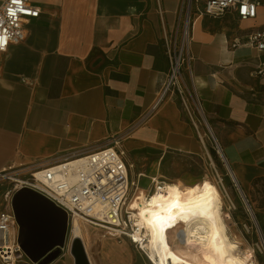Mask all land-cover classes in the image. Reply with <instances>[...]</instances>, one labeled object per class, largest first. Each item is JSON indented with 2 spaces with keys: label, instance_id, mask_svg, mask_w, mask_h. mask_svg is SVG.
I'll return each mask as SVG.
<instances>
[{
  "label": "crops",
  "instance_id": "1",
  "mask_svg": "<svg viewBox=\"0 0 264 264\" xmlns=\"http://www.w3.org/2000/svg\"><path fill=\"white\" fill-rule=\"evenodd\" d=\"M31 1L40 13L26 38L0 55V171L48 166L115 140L130 176L144 154L150 178L184 181L166 170L170 161L200 166L212 147L196 101L235 184L256 195L264 217V77L253 73L264 51L247 42L264 26V0L247 20L194 11L184 101L168 98L148 116L169 69L163 36L176 29L182 0ZM141 173L131 178L139 174L140 184ZM72 238L68 224L66 244L48 264H76ZM83 245L88 264H148L126 238L107 233L93 248Z\"/></svg>",
  "mask_w": 264,
  "mask_h": 264
},
{
  "label": "built area",
  "instance_id": "2",
  "mask_svg": "<svg viewBox=\"0 0 264 264\" xmlns=\"http://www.w3.org/2000/svg\"><path fill=\"white\" fill-rule=\"evenodd\" d=\"M262 0H182V14L176 29L163 36L165 53L169 59L166 79L146 116L155 112L168 98L183 100V70L190 59L189 42L195 11L212 18L233 13L240 20L256 17ZM184 12V14H183ZM40 8L31 0H0V55L11 44L23 41L27 36L26 25L37 17ZM247 42L258 52L264 51V26L249 33ZM238 43H234V46ZM254 75L264 77V58L254 67ZM215 141V140H214ZM113 141L109 146L85 153L69 154L48 166L5 168L0 176L12 184L2 194L0 209V264H29L18 242V223L12 208L13 194L28 188L62 209L69 221L103 228L118 239L126 238L142 249L141 242L133 235L137 226L133 222L130 202L139 185V174L134 179L124 153ZM217 149L221 153L218 143ZM152 179V178H151ZM143 250V249H142Z\"/></svg>",
  "mask_w": 264,
  "mask_h": 264
},
{
  "label": "bare ground",
  "instance_id": "3",
  "mask_svg": "<svg viewBox=\"0 0 264 264\" xmlns=\"http://www.w3.org/2000/svg\"><path fill=\"white\" fill-rule=\"evenodd\" d=\"M141 177H149L144 173ZM152 176L150 191L140 184L130 202L137 231L133 237L153 264H258L250 247L243 250L229 234L230 214L213 177L173 182ZM69 221L70 233L93 248L103 228Z\"/></svg>",
  "mask_w": 264,
  "mask_h": 264
},
{
  "label": "rangeland",
  "instance_id": "4",
  "mask_svg": "<svg viewBox=\"0 0 264 264\" xmlns=\"http://www.w3.org/2000/svg\"><path fill=\"white\" fill-rule=\"evenodd\" d=\"M193 110L196 120L201 124L202 131L210 138L212 147L209 149V156H207L206 159H201L200 166L198 163H196L195 166H189L181 160H175L174 162L170 161L171 164L167 165L166 170L170 169V171L173 170L174 173H181L183 176H187L188 179L184 181L190 183L200 180L202 177H213L219 189L223 193L226 201V210L231 217L229 220V234L235 240L239 241L240 248L242 250L246 247H250L252 249L258 264H264V245L262 243L260 235H263L261 225L264 224V217L263 215H261V212L257 210L258 205L256 195H246V199L248 200V203L252 210L249 211L241 195V191L235 184L233 176L229 172L225 160L216 147L214 138L212 137L209 129L210 123L206 119V115L201 111L196 101L193 102ZM144 161L145 160L143 154V157L140 160H137L138 163H133L130 170L131 177L134 176L135 172L138 169L143 170V172L148 176V174L146 173L148 172V169L145 168L146 163ZM161 180H165L167 182L174 181V179L165 176H163ZM11 186L12 184L9 180H6L0 176V194H3L5 190L7 188H10ZM140 186L147 190L149 189L150 191H147L148 193H150L154 188L151 179L148 177L141 178ZM260 215L262 217H260ZM136 251L139 253H143L146 256L144 250L136 248ZM146 261L148 264H153L152 261L147 258V256Z\"/></svg>",
  "mask_w": 264,
  "mask_h": 264
},
{
  "label": "water",
  "instance_id": "5",
  "mask_svg": "<svg viewBox=\"0 0 264 264\" xmlns=\"http://www.w3.org/2000/svg\"><path fill=\"white\" fill-rule=\"evenodd\" d=\"M229 172L231 173L230 169ZM241 195L249 211H252L245 195L242 192ZM11 203L18 223V242L21 249L32 262L48 264L59 255L61 248L66 244V213L47 198L28 188L17 190ZM260 235L264 245L263 235ZM69 250L74 255L76 264H88L80 238L71 239Z\"/></svg>",
  "mask_w": 264,
  "mask_h": 264
},
{
  "label": "trees",
  "instance_id": "6",
  "mask_svg": "<svg viewBox=\"0 0 264 264\" xmlns=\"http://www.w3.org/2000/svg\"><path fill=\"white\" fill-rule=\"evenodd\" d=\"M261 229H262L263 236H264V225H261Z\"/></svg>",
  "mask_w": 264,
  "mask_h": 264
}]
</instances>
